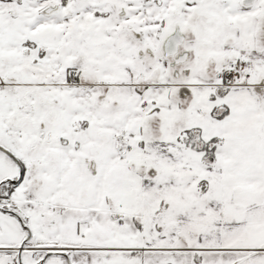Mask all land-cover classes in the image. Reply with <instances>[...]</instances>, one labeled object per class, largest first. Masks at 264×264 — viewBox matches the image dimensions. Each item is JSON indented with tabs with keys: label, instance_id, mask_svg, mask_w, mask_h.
Listing matches in <instances>:
<instances>
[{
	"label": "snow or ice",
	"instance_id": "obj_1",
	"mask_svg": "<svg viewBox=\"0 0 264 264\" xmlns=\"http://www.w3.org/2000/svg\"><path fill=\"white\" fill-rule=\"evenodd\" d=\"M0 264H264V0H0Z\"/></svg>",
	"mask_w": 264,
	"mask_h": 264
}]
</instances>
